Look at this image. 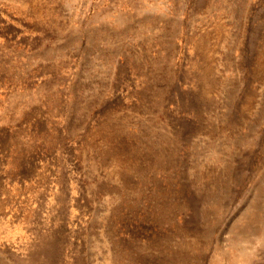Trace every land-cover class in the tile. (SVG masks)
Masks as SVG:
<instances>
[{
    "label": "rangeland",
    "instance_id": "374dc122",
    "mask_svg": "<svg viewBox=\"0 0 264 264\" xmlns=\"http://www.w3.org/2000/svg\"><path fill=\"white\" fill-rule=\"evenodd\" d=\"M0 264H264V0H0Z\"/></svg>",
    "mask_w": 264,
    "mask_h": 264
}]
</instances>
